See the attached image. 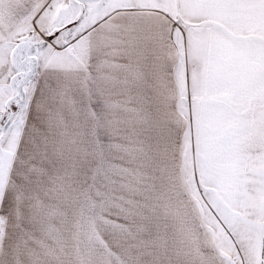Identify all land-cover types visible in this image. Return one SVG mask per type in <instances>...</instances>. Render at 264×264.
<instances>
[{"label": "snow or ice", "instance_id": "6c2138e0", "mask_svg": "<svg viewBox=\"0 0 264 264\" xmlns=\"http://www.w3.org/2000/svg\"><path fill=\"white\" fill-rule=\"evenodd\" d=\"M0 264H264V0H0Z\"/></svg>", "mask_w": 264, "mask_h": 264}]
</instances>
